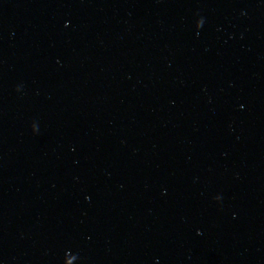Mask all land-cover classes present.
I'll return each mask as SVG.
<instances>
[{
    "label": "water",
    "instance_id": "1",
    "mask_svg": "<svg viewBox=\"0 0 264 264\" xmlns=\"http://www.w3.org/2000/svg\"><path fill=\"white\" fill-rule=\"evenodd\" d=\"M0 264H264V0H0Z\"/></svg>",
    "mask_w": 264,
    "mask_h": 264
}]
</instances>
